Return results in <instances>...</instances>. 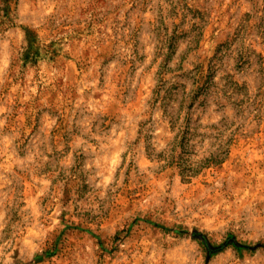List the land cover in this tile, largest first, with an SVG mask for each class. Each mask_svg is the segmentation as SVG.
<instances>
[{
	"label": "rangeland",
	"instance_id": "374dc122",
	"mask_svg": "<svg viewBox=\"0 0 264 264\" xmlns=\"http://www.w3.org/2000/svg\"><path fill=\"white\" fill-rule=\"evenodd\" d=\"M0 264H264V0H0Z\"/></svg>",
	"mask_w": 264,
	"mask_h": 264
},
{
	"label": "trees",
	"instance_id": "16d2710c",
	"mask_svg": "<svg viewBox=\"0 0 264 264\" xmlns=\"http://www.w3.org/2000/svg\"><path fill=\"white\" fill-rule=\"evenodd\" d=\"M182 150H183V148H182ZM183 152L184 151H173V153H171L168 157H175V158H173V159H171L170 160V163H173L174 161L176 162V163H181V159H178L177 157H182L183 156ZM211 157H214V156H211Z\"/></svg>",
	"mask_w": 264,
	"mask_h": 264
}]
</instances>
